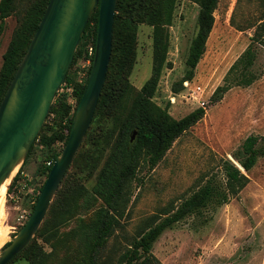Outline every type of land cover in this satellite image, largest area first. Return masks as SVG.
Segmentation results:
<instances>
[{
  "label": "rangeland",
  "instance_id": "374dc122",
  "mask_svg": "<svg viewBox=\"0 0 264 264\" xmlns=\"http://www.w3.org/2000/svg\"><path fill=\"white\" fill-rule=\"evenodd\" d=\"M32 1L18 0L15 11L0 30V72L4 55ZM199 10L198 4L190 0L177 1L169 27V64L162 72L154 101L167 108L175 119L200 107L206 108V114L176 140L154 170L141 169L133 184L134 196L127 215L101 252V264H115L147 228L152 216L180 206L207 184L214 188L208 205L167 229L154 243L150 263L264 264V156L251 171L244 172L249 183L237 197L228 195L223 170V161L234 157L249 136H264V45L261 41L253 42L257 34L264 37V0H219L214 27L195 76L188 84L184 83V89L175 92L177 83L187 74L186 62L198 30ZM251 45L257 52L252 67L257 79L250 86L234 85L221 101L212 104L214 92L225 84L231 67ZM83 62L76 63L79 71ZM152 71L153 27L141 24L137 59L130 75L136 90L142 89ZM57 98L58 95L54 103ZM55 119V114L49 113L43 128L46 124L52 126ZM97 131L79 149L77 161L68 170L64 205L56 207L48 217L49 242L34 237L49 256L46 264L82 263L85 253L81 236L76 235L77 228L81 221L92 220L103 202L98 199L95 206L85 209L75 206L72 198L78 186L92 189L105 160L95 152ZM33 145L29 159L13 175L22 170L18 181L11 187L10 181L6 184L5 217L1 226L8 233L0 241V252L30 218L40 187L48 177L44 173L48 157L65 147L59 141L51 149L45 148L40 140ZM259 146H264V140ZM13 264L31 263L20 257Z\"/></svg>",
  "mask_w": 264,
  "mask_h": 264
},
{
  "label": "trees",
  "instance_id": "16d2710c",
  "mask_svg": "<svg viewBox=\"0 0 264 264\" xmlns=\"http://www.w3.org/2000/svg\"><path fill=\"white\" fill-rule=\"evenodd\" d=\"M50 0H33L26 16L16 30L13 39L4 55V63L0 72V105L17 69L27 52L31 41L38 30L39 24ZM178 0H118L115 15L113 50L107 79L98 102L92 125L80 148L97 129L94 139L97 157H105L97 175L96 183L91 190L78 186L75 188L73 204L90 209L100 199L103 205L95 212L94 218L88 222L81 221L76 235L81 236L84 256L80 264H101L100 255L115 230L126 217L134 196L133 184L143 168L154 170L164 159L173 144L189 129L199 123L206 114V108L200 107L181 119H175L167 108H162L154 101L162 72L168 65L170 50L169 27L174 20V13ZM198 4V30L192 40L187 58V74L177 83L175 92L184 89V83L195 76V71L206 51V44L215 23V12L219 0H190ZM18 0H0V30L4 28L5 19L11 16L16 9ZM99 24V7L93 13L76 52L72 66L67 74L64 87L71 85L78 106L86 89L91 67L87 71V78L80 81L78 78L79 65L86 58L88 47L96 45ZM141 24L153 27V71L150 79L142 89L136 90L130 82V75L137 59L138 30ZM264 45V37L257 34L253 42ZM257 52L254 45L240 56L231 67L225 84L214 92L211 103L221 101L224 95L234 86H250L257 77L252 72ZM77 106L69 103V96L60 91L58 98L51 108L50 115L55 114V123L45 125L36 140L45 148H50L56 142L66 145L74 121ZM45 131H47L45 133ZM136 132L134 141L132 135ZM264 136L251 135L242 144L234 158L249 172L264 156V146L259 142ZM34 145L26 159H29ZM62 151H53L47 164L44 165L46 176ZM79 151L71 166L77 161ZM223 170L226 176V190L231 197H237L249 183L248 176L235 164L226 159L223 161ZM22 170L16 175L12 186L18 181ZM68 171L60 185L56 197L49 209L37 237L49 242L47 221L53 210L64 205V186L67 183ZM44 181L39 192L42 191ZM81 187V188H80ZM214 195V188L207 184L192 193L180 206L166 208L161 213L152 216L147 228L134 239L131 247L121 255L115 264H151L152 249L159 237L176 223L205 208ZM39 195L33 206L38 201ZM82 203L80 204V201ZM229 199H225L228 202ZM70 219V218H68ZM52 236V235H51ZM6 243L4 247L8 246ZM24 257L31 264H46L48 254L34 239L9 264L18 258Z\"/></svg>",
  "mask_w": 264,
  "mask_h": 264
},
{
  "label": "water",
  "instance_id": "95a60500",
  "mask_svg": "<svg viewBox=\"0 0 264 264\" xmlns=\"http://www.w3.org/2000/svg\"><path fill=\"white\" fill-rule=\"evenodd\" d=\"M118 0H50L31 44L0 105V190L10 187L35 143L65 83L85 29L99 7L96 50L69 139L55 160L35 208L10 244L0 252L9 264L37 235L55 195L89 131L109 70ZM136 132L132 135L134 141ZM230 160L242 172L244 167Z\"/></svg>",
  "mask_w": 264,
  "mask_h": 264
},
{
  "label": "built area",
  "instance_id": "2783aa9c",
  "mask_svg": "<svg viewBox=\"0 0 264 264\" xmlns=\"http://www.w3.org/2000/svg\"><path fill=\"white\" fill-rule=\"evenodd\" d=\"M95 50H96V45H92V44L87 49L86 58L82 64V69L79 71V80L81 82L87 78V71L90 67H92ZM186 83L188 84V82ZM60 91H65L67 95L69 96L70 103L73 104L75 107L77 106L76 97L73 94V87L71 85L64 87V89L61 88Z\"/></svg>",
  "mask_w": 264,
  "mask_h": 264
},
{
  "label": "bare ground",
  "instance_id": "6f19581e",
  "mask_svg": "<svg viewBox=\"0 0 264 264\" xmlns=\"http://www.w3.org/2000/svg\"><path fill=\"white\" fill-rule=\"evenodd\" d=\"M6 182L1 190H0V241L5 240V237L8 233L7 228H3L1 226L2 224V219L5 217V200H6V195H7V184Z\"/></svg>",
  "mask_w": 264,
  "mask_h": 264
}]
</instances>
